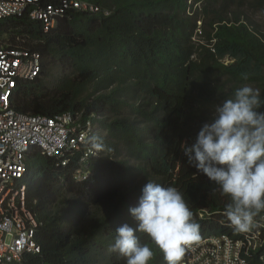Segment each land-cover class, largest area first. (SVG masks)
Segmentation results:
<instances>
[{
  "label": "trees",
  "instance_id": "1",
  "mask_svg": "<svg viewBox=\"0 0 264 264\" xmlns=\"http://www.w3.org/2000/svg\"><path fill=\"white\" fill-rule=\"evenodd\" d=\"M87 1L101 11H72L46 33L25 17L0 21L3 32L26 37L25 47L42 56L41 75L25 84L15 108L82 112L97 123L100 144L89 161L90 185L38 151L28 156L26 206L40 224L41 251L23 264H126L109 246L117 227H136L129 208L148 180L183 193L199 240L239 237L224 212L229 198L188 163L182 148L237 88H258L264 101V27L254 18L264 16V0ZM226 57L231 61L224 63ZM54 69L50 85L45 79ZM137 235L154 252L149 264H166L150 238ZM259 255L264 240L249 264Z\"/></svg>",
  "mask_w": 264,
  "mask_h": 264
},
{
  "label": "built area",
  "instance_id": "2",
  "mask_svg": "<svg viewBox=\"0 0 264 264\" xmlns=\"http://www.w3.org/2000/svg\"><path fill=\"white\" fill-rule=\"evenodd\" d=\"M72 11L96 13L100 7L87 0H0V21L25 17L43 33ZM103 15L109 10L103 9ZM1 30V29H0ZM26 37L0 35V264H23L41 251L40 226L26 206L27 158L36 151L53 159L77 182L92 183L89 161L97 154L94 123L70 112L54 115L20 112L15 99L25 84L41 74V54L25 47ZM62 176L60 181L66 182ZM264 240V214L237 238L209 235L187 248L180 264H249ZM252 264H264V255Z\"/></svg>",
  "mask_w": 264,
  "mask_h": 264
},
{
  "label": "clouds",
  "instance_id": "3",
  "mask_svg": "<svg viewBox=\"0 0 264 264\" xmlns=\"http://www.w3.org/2000/svg\"><path fill=\"white\" fill-rule=\"evenodd\" d=\"M0 29V35L9 34ZM243 78L247 79V75ZM262 105L258 88L247 84L237 88L232 98L215 105L211 119L202 124L194 142L182 148L188 163L229 198L224 212L237 233L249 232L254 220H258L254 217L264 211V111H259ZM63 112L79 115L83 120L82 112ZM141 191L138 205L129 208L136 227L128 223L117 227L109 251L124 258L126 264H149L154 252L137 235L145 233L163 254L166 264H180L186 249L200 239V226L194 222L183 193L152 180Z\"/></svg>",
  "mask_w": 264,
  "mask_h": 264
},
{
  "label": "rangeland",
  "instance_id": "4",
  "mask_svg": "<svg viewBox=\"0 0 264 264\" xmlns=\"http://www.w3.org/2000/svg\"><path fill=\"white\" fill-rule=\"evenodd\" d=\"M254 18H255V20H257V21H258V22L264 27V16H261V15H259V14H255V15H254ZM5 20H6V19H5ZM7 27H8V26H3V28H5V29H6ZM199 38H200V37H198L197 35H194L193 40L198 41ZM223 61H224V63H228V62H230L231 60H230V58L226 57V58L223 59ZM56 74H57V71H56V69H54L53 71L50 72L48 79H45V81H46L48 84L51 85L50 81L54 79V77L56 76ZM100 115H101V114L98 113V114H96V117H97V118H100V117L102 116V115H101V116H100ZM97 129H98V125H97L96 123H94V131H96ZM96 133H97V131H96ZM99 134L102 135V132L100 131ZM92 145H93V148H98V150H97V154L94 155V157H93V158H95V157H97V155H98V153H99V151H100V144L97 142V143H92ZM53 165H54V161H53ZM92 208H93V210H95L96 212H99V211H100V210H97L95 206H92ZM199 215H201V214H199Z\"/></svg>",
  "mask_w": 264,
  "mask_h": 264
},
{
  "label": "bare ground",
  "instance_id": "5",
  "mask_svg": "<svg viewBox=\"0 0 264 264\" xmlns=\"http://www.w3.org/2000/svg\"><path fill=\"white\" fill-rule=\"evenodd\" d=\"M101 14V13H100ZM40 254V253H39Z\"/></svg>",
  "mask_w": 264,
  "mask_h": 264
}]
</instances>
